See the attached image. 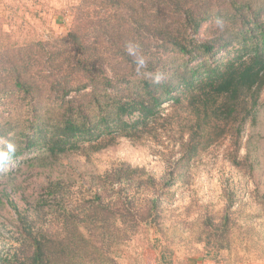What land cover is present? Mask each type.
<instances>
[{
	"label": "trees",
	"instance_id": "obj_1",
	"mask_svg": "<svg viewBox=\"0 0 264 264\" xmlns=\"http://www.w3.org/2000/svg\"><path fill=\"white\" fill-rule=\"evenodd\" d=\"M71 16L67 34L51 43L0 42V105L9 109L0 151L15 148L0 171L36 154L30 160L46 156L38 166L51 173L64 156L89 157L120 137L140 139L169 121L164 104L186 111L179 158L168 161L161 179L125 162L91 174L78 187L86 195L77 192L75 200V180L46 178L35 217L28 203L19 208L7 199L18 237L3 264H119L121 248L142 226L158 242L163 195L219 139L230 135L238 152L264 89V0H82ZM206 23L212 31L203 39ZM233 51L222 63L220 53ZM237 197L226 191L220 216L195 220L198 243L220 252L247 234L250 243L259 240L262 219L241 224L230 210Z\"/></svg>",
	"mask_w": 264,
	"mask_h": 264
},
{
	"label": "rangeland",
	"instance_id": "obj_2",
	"mask_svg": "<svg viewBox=\"0 0 264 264\" xmlns=\"http://www.w3.org/2000/svg\"><path fill=\"white\" fill-rule=\"evenodd\" d=\"M81 1L0 0V42L7 48L32 41L51 43L65 36L72 20L71 10ZM211 31L210 24L206 23L198 36L205 39ZM230 53H220L222 63L234 51ZM162 107L161 114L168 116L169 121L162 123L163 129L159 127L140 139L120 137L112 146L89 157L64 156L60 162L53 163L51 173L38 166H43L46 156L30 160L36 154H23L19 162L5 168L4 174L0 171V264L5 254L17 246L15 239L18 237L17 224L13 222L15 216L11 207H7V199L19 208L28 203L35 217L34 209L43 197L46 178L59 174L75 180L71 190L75 200L86 195L85 189L78 187L87 177L101 175L122 162L143 168L156 179L169 174L167 163L179 158V124L187 115L186 111L173 108L171 104ZM8 110L0 105V122L8 119ZM235 147L232 137L227 135L193 158L188 169L180 172V177L168 188L169 194L165 191L167 194L163 195L167 203L161 216L165 236L157 242L155 239L161 236L156 235L154 229L140 227L121 248L119 264H264V227L259 240L254 238L250 243L247 234L232 249L216 252L196 241L200 221L195 223L197 218L200 220L208 213L222 214L226 191L238 196L230 210H238L241 224H255V218L250 220L253 215L264 223V89L255 112L242 127L236 154ZM235 155L237 161L245 165L244 169L233 165ZM77 192L82 193L80 197ZM145 196L150 195L146 193Z\"/></svg>",
	"mask_w": 264,
	"mask_h": 264
},
{
	"label": "clouds",
	"instance_id": "obj_3",
	"mask_svg": "<svg viewBox=\"0 0 264 264\" xmlns=\"http://www.w3.org/2000/svg\"><path fill=\"white\" fill-rule=\"evenodd\" d=\"M131 51V48L129 49ZM140 64H143V60L141 59L139 61ZM157 80H159V77H157ZM15 151V148L13 145L9 144L6 151H0V164H3L10 160L11 154H13Z\"/></svg>",
	"mask_w": 264,
	"mask_h": 264
}]
</instances>
